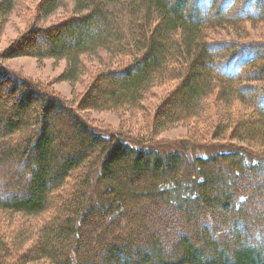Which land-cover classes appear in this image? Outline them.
<instances>
[{
  "label": "trees",
  "instance_id": "1",
  "mask_svg": "<svg viewBox=\"0 0 264 264\" xmlns=\"http://www.w3.org/2000/svg\"><path fill=\"white\" fill-rule=\"evenodd\" d=\"M61 1L41 0L38 17ZM14 6L0 0V25ZM70 12L0 53V264H264V40L207 32L264 24V0H73ZM99 52L117 65L76 104L1 62L64 60L61 80L75 82L81 57ZM172 81L146 135L102 130L82 113L138 109ZM210 95L200 132L161 148L158 134L193 124ZM234 103L245 109L228 111Z\"/></svg>",
  "mask_w": 264,
  "mask_h": 264
},
{
  "label": "rangeland",
  "instance_id": "2",
  "mask_svg": "<svg viewBox=\"0 0 264 264\" xmlns=\"http://www.w3.org/2000/svg\"><path fill=\"white\" fill-rule=\"evenodd\" d=\"M40 2L41 0H15V6L11 14L7 17L6 22L0 25V53L12 51L17 47V44L22 40L23 36L27 34L30 28L39 26L48 28L65 20V17L70 15V10L73 5V0H62L61 6L58 7L51 16L45 20H41L37 15ZM207 32L211 40H233L236 44L243 45L249 44L252 40H264V24L257 21L252 23L250 21L243 22L237 20L231 24L229 21H224L219 24L218 28L207 30ZM81 58L84 62V74L75 82L61 80V73L66 66L64 60L55 61L52 58L38 60L29 55H22L2 59L1 62L3 67L14 74L25 77L33 83L42 84L46 89L52 90L60 97L76 104L80 101V98L85 94L86 90L90 88L95 75L100 72V70L105 67H114L117 65V62L114 63L117 61L116 59H111L109 61L108 57L103 52L82 56ZM213 64L214 63H212V65L207 64V67L211 66V69H213ZM212 73L216 74V72ZM248 75L250 76L249 73ZM176 83V81L166 84L161 83L149 89L142 105L135 110H128L126 108L124 109L128 110L127 112L124 109L119 112L112 110H85L82 111V113L88 121L102 130L128 131L130 136L133 137L135 135H146L150 128V118H152L153 109L163 100L166 93L174 87ZM114 85H117V82H113L112 78L102 83V87L105 88L113 87ZM211 95L205 101L206 104L199 110L198 116L192 119L193 124H186L181 121L171 125V128L158 134L157 137L158 141H160L159 145L161 148L169 147L174 150L179 144L183 143L181 139H184L188 133L191 131L200 132L202 126L197 121L207 114L209 105L211 102L215 101V96L213 95L211 97ZM99 96L100 95H98V97ZM173 103L174 102L171 104ZM244 106L245 105L239 103H234L230 109L227 107V110H244ZM170 108L171 110H169V112L176 111L172 106ZM211 109L212 107H210V110ZM223 145L227 146L225 143H223ZM221 147L223 146L209 144L208 147H204L203 149L212 152ZM187 148L193 153L192 145H188ZM202 152H204V150ZM101 261V259H98L97 263H101Z\"/></svg>",
  "mask_w": 264,
  "mask_h": 264
}]
</instances>
